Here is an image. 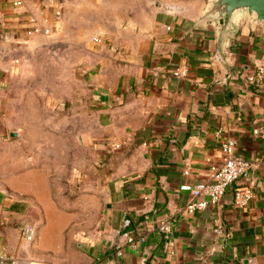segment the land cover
Masks as SVG:
<instances>
[{
	"label": "crops",
	"instance_id": "obj_1",
	"mask_svg": "<svg viewBox=\"0 0 264 264\" xmlns=\"http://www.w3.org/2000/svg\"><path fill=\"white\" fill-rule=\"evenodd\" d=\"M64 1L0 0V111L22 52L42 35H28L31 18L42 25L55 13L61 18ZM170 2L167 10L165 0L127 6L114 0L119 15L104 36L97 34L107 47L88 62L94 127L84 135L94 146L103 193L96 220L74 230L58 223L62 216L45 215V223L35 224L22 216L19 190H0V252L17 264H141L142 258L146 264H264V139L254 132L264 124V74L258 82L247 79L264 72V28L242 25L226 47L229 71L216 57L214 26L194 28L208 0ZM180 64L190 69L185 78L171 73ZM226 138L254 166L220 202L189 213L192 195L180 187L209 180L210 166L224 159ZM247 187L253 198L236 205V191ZM126 216L135 226L131 235H146L137 250L119 236ZM162 219L173 220L171 234L156 229ZM30 220L36 234L24 247L29 224L21 222Z\"/></svg>",
	"mask_w": 264,
	"mask_h": 264
},
{
	"label": "rangeland",
	"instance_id": "obj_2",
	"mask_svg": "<svg viewBox=\"0 0 264 264\" xmlns=\"http://www.w3.org/2000/svg\"><path fill=\"white\" fill-rule=\"evenodd\" d=\"M113 1L65 0L55 31L30 41L1 95L6 109L0 111V190H19L22 216L35 224L45 223V215L62 216L58 223L74 230L100 213L94 146L84 139L94 127L88 62L107 47L93 36H104V27L119 15Z\"/></svg>",
	"mask_w": 264,
	"mask_h": 264
},
{
	"label": "built area",
	"instance_id": "obj_3",
	"mask_svg": "<svg viewBox=\"0 0 264 264\" xmlns=\"http://www.w3.org/2000/svg\"><path fill=\"white\" fill-rule=\"evenodd\" d=\"M15 5L23 4L22 0H15ZM57 0H50V4L55 6ZM32 26L27 30L29 36L44 34L50 35L57 28L59 16L55 13L54 18H44L45 24H40L35 17L31 18ZM94 42H101L99 36L93 37ZM190 69L185 64L176 65L171 69V73L176 78H185L189 75ZM263 70L248 76V81L258 82L263 78ZM255 134L260 135L264 139V124L255 129ZM220 134V133H219ZM125 144V143H123ZM123 144H116L117 147ZM237 141L233 138H226L221 142V150L224 156L220 164H213L208 171V181L195 184L185 183L180 189L187 191L192 195V201L187 206L189 213H194L197 210L207 209L210 205L220 202L225 195L227 189L234 183H237L254 166L253 162L235 154ZM186 173H189L186 171ZM254 192L251 187L240 189L235 194V204L238 206H246L253 198ZM159 232L167 235L173 232V220L162 219L159 221L156 228ZM220 231V230H218ZM36 228L34 226H25L22 232V246L28 247L34 241ZM146 240V235L140 236L128 235V245L137 250L139 244ZM119 256L123 255V249L120 246L117 250ZM18 259L14 256H9L0 252V264H17ZM105 264H111L107 262ZM141 264H146V259L142 258Z\"/></svg>",
	"mask_w": 264,
	"mask_h": 264
},
{
	"label": "water",
	"instance_id": "obj_4",
	"mask_svg": "<svg viewBox=\"0 0 264 264\" xmlns=\"http://www.w3.org/2000/svg\"><path fill=\"white\" fill-rule=\"evenodd\" d=\"M264 28V0H208L202 15L196 20L194 28L212 25L215 28L216 57L231 71L225 55L230 40L240 33L242 25ZM11 136H17L12 132ZM119 236H128L135 232V226L129 217Z\"/></svg>",
	"mask_w": 264,
	"mask_h": 264
}]
</instances>
